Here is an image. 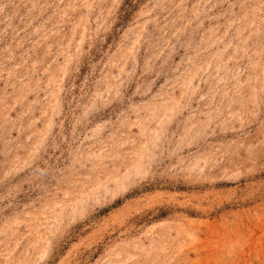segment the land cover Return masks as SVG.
Segmentation results:
<instances>
[{"label":"rangeland","instance_id":"1","mask_svg":"<svg viewBox=\"0 0 264 264\" xmlns=\"http://www.w3.org/2000/svg\"><path fill=\"white\" fill-rule=\"evenodd\" d=\"M0 264H264V0H0Z\"/></svg>","mask_w":264,"mask_h":264},{"label":"bare ground","instance_id":"2","mask_svg":"<svg viewBox=\"0 0 264 264\" xmlns=\"http://www.w3.org/2000/svg\"><path fill=\"white\" fill-rule=\"evenodd\" d=\"M124 174V173H123Z\"/></svg>","mask_w":264,"mask_h":264}]
</instances>
